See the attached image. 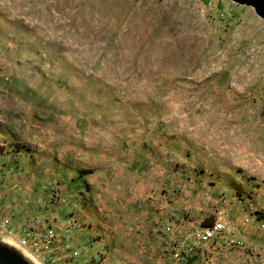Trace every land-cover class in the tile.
Returning a JSON list of instances; mask_svg holds the SVG:
<instances>
[{
    "label": "rangeland",
    "instance_id": "1",
    "mask_svg": "<svg viewBox=\"0 0 264 264\" xmlns=\"http://www.w3.org/2000/svg\"><path fill=\"white\" fill-rule=\"evenodd\" d=\"M3 220L51 240L40 263L0 228L32 264H192L180 245L216 221L215 250L264 264V21L228 0H0Z\"/></svg>",
    "mask_w": 264,
    "mask_h": 264
},
{
    "label": "built area",
    "instance_id": "2",
    "mask_svg": "<svg viewBox=\"0 0 264 264\" xmlns=\"http://www.w3.org/2000/svg\"><path fill=\"white\" fill-rule=\"evenodd\" d=\"M70 224L74 225L73 221ZM0 228L6 237L15 242L19 247L30 253L33 257L38 259L40 263H43L44 254L43 247L49 246L51 240L40 241L33 227L24 228L22 239H18V231H15L10 226L9 220L0 221ZM21 232V231H20ZM229 230L225 223L216 221L210 226L204 227L201 234H197L191 243H182L181 248H184L187 252H195L200 249L203 245L208 244L211 248H215L218 242L228 243L229 242ZM69 246L67 245V248Z\"/></svg>",
    "mask_w": 264,
    "mask_h": 264
},
{
    "label": "crops",
    "instance_id": "3",
    "mask_svg": "<svg viewBox=\"0 0 264 264\" xmlns=\"http://www.w3.org/2000/svg\"><path fill=\"white\" fill-rule=\"evenodd\" d=\"M179 227H177L178 234L180 239H185L189 235L195 236V233L192 234V230L195 229V226H192L187 221L181 220ZM198 231V230H197ZM243 232H251V230L246 229ZM175 234V233H174ZM199 234V233H197ZM172 238V236H171ZM179 239V240H180ZM247 257L244 255L243 249H225V250H215V248H211L209 245H204L202 248L196 253L195 257L192 258V264H248ZM186 261V260H185Z\"/></svg>",
    "mask_w": 264,
    "mask_h": 264
},
{
    "label": "water",
    "instance_id": "4",
    "mask_svg": "<svg viewBox=\"0 0 264 264\" xmlns=\"http://www.w3.org/2000/svg\"><path fill=\"white\" fill-rule=\"evenodd\" d=\"M236 4L251 7L264 21V0H228ZM0 264H32L15 249L0 243Z\"/></svg>",
    "mask_w": 264,
    "mask_h": 264
},
{
    "label": "bare ground",
    "instance_id": "5",
    "mask_svg": "<svg viewBox=\"0 0 264 264\" xmlns=\"http://www.w3.org/2000/svg\"><path fill=\"white\" fill-rule=\"evenodd\" d=\"M31 262V261H30Z\"/></svg>",
    "mask_w": 264,
    "mask_h": 264
}]
</instances>
